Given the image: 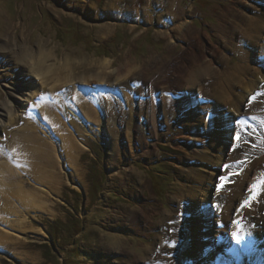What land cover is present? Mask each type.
Returning <instances> with one entry per match:
<instances>
[{
    "label": "rangeland",
    "instance_id": "1",
    "mask_svg": "<svg viewBox=\"0 0 264 264\" xmlns=\"http://www.w3.org/2000/svg\"><path fill=\"white\" fill-rule=\"evenodd\" d=\"M107 1L0 0V106L9 105L8 113L21 121L31 93L35 90L40 95L37 88L41 85L29 69L6 62L1 52L26 51V63L32 67L38 52L44 51L56 64L52 75L43 67V78L50 83L54 75L62 82L70 81L73 75L72 83L82 89L98 73L107 75V91L112 96L109 118L119 133L115 169L107 155L115 138L113 129H108L109 119L98 110L97 123L90 125L80 115L79 126L88 124L97 132L87 128L84 140L78 141L77 172L66 165L65 157H58L62 178L55 195L45 197L46 192L53 191L52 182L36 184L32 172L6 180L14 189L22 182L26 192L36 193L40 185L46 187L44 194H38L51 217L27 216L26 234L14 225H0L8 235L0 243V264H154L146 261L161 240L158 226L165 216L172 221L182 192L192 187L200 194L196 192L194 200L187 196L180 201L185 211L176 221L183 222L182 231L170 232L176 246L168 264H195L191 258L193 224L189 222L200 218L203 234V216L212 219L213 225L220 209L229 225L239 223V235L235 233L232 239L223 223L226 249L234 264H244L250 255L258 262L264 260V187L242 207L252 196V185L264 178V0H179L180 14L171 9V0H116L115 13L106 10ZM144 12L149 19L142 18ZM182 23L192 32L184 34V28L179 27ZM74 34L82 38L80 43ZM202 54L209 66L206 75L210 76L201 80L208 86L206 90L180 86L182 69L189 70ZM104 64L109 65L108 71ZM236 67H243L246 73L238 75ZM167 68L177 70L171 83L164 75ZM119 69L122 71L117 73ZM88 85L85 88L94 93L99 84ZM78 95L82 100L84 94ZM237 95L241 97L239 114L237 108L229 112ZM169 101L176 103L175 107L168 108ZM51 105L50 112L56 114L57 104ZM232 112L236 118L228 126L225 119ZM5 115H0V142L5 139L10 117ZM28 118L37 126V134L57 140L41 116L37 118L32 110ZM11 131L16 133L18 128L13 126ZM237 134L241 137L238 141L234 139ZM217 157L221 161L215 166ZM0 161H4L1 153ZM221 176H229L223 186ZM91 179L102 186L92 188ZM14 200L8 201L18 220L24 207ZM190 207L193 212H188ZM134 215L137 222L131 223ZM142 216H146L145 224ZM174 224V219L168 223ZM49 229L60 238L53 239ZM234 238L240 239L241 247ZM165 240L156 249L157 263L163 262L171 249ZM212 249L210 246L207 254ZM132 257L141 262L132 261ZM216 264L229 263L225 256H219Z\"/></svg>",
    "mask_w": 264,
    "mask_h": 264
},
{
    "label": "bare ground",
    "instance_id": "2",
    "mask_svg": "<svg viewBox=\"0 0 264 264\" xmlns=\"http://www.w3.org/2000/svg\"><path fill=\"white\" fill-rule=\"evenodd\" d=\"M180 1L179 0H171V9L177 11L176 14H180V11L182 9L180 8ZM253 6V5H252ZM106 10L110 12H116V0H108L105 4ZM174 11V12H175ZM172 12V11H171ZM183 13V12H182ZM176 16V15H175ZM142 18L144 20L149 19V16L147 15V12L142 13ZM187 23V22H186ZM185 24L182 23L179 27L184 28ZM225 28V27H224ZM105 29V28H104ZM184 34H187L189 32H192V29L189 27L184 28ZM103 32V30H102ZM182 32V31H180ZM105 33V32H104ZM103 34V33H102ZM107 35V34H106ZM104 37V36H103ZM102 37V38H103ZM1 53V58H4L6 62H16L17 65H21L27 69L30 70L31 74H34L37 78L40 79V87L37 88L40 92V95L35 90L31 93V100L27 109V113L25 117L21 120L18 121L16 117H11V113L9 110V105L5 104V106H0V115L7 116L8 115V123L5 125V139L0 142V147L1 151L0 153L3 156L4 161H0V202L1 204H4L2 207L0 206V225L3 227H10L11 225H14L19 229L21 234H26L29 231L24 230V222L27 216H44V217H51V214L48 210H46L47 204L42 202L40 200L39 194L40 192L42 194L45 193L48 189H43L40 185V188L37 190V192H26L25 191V185L21 182V184H18L15 189L13 188V184L7 183L6 180L8 178H16V177H22L23 174H29L32 172L33 175V182L36 184L38 183H43V182H52L53 185V191L52 192H46V195H55L57 194V189L60 185L61 182V172L59 168V162H58V157L64 158L66 160V165L70 168H72L73 173L77 172V155L81 151L78 148V141L80 139H83L84 136H86V132H88V129L91 130L92 128L88 125L93 122L97 123L96 121L98 120V112L101 110L103 112V115L105 118L109 119L108 120V129L112 131L113 129V124L111 122V119L109 118L110 115V110L112 109L111 107V100L112 96L110 93H108V85H106L107 82L106 76L103 73H98L96 78L93 79V82H85L86 85H93L95 83H98L96 91L94 93H91L88 91L84 85L82 89L78 88L76 84H73L74 76L71 75L70 78H68L70 81L68 82H62L61 80L59 81L58 77L56 75L53 76L51 79V82H48V80L44 77V69L48 70L50 74L52 75L53 70L56 68L55 60L51 59L52 57H48L49 53L39 51L38 52V59L33 62V66L31 67L27 61L25 60V55H28L26 51L21 52V54H13L12 52L9 51H3ZM29 57V55H28ZM15 60V61H13ZM50 60L54 61V64L52 65H47L46 61L49 62ZM20 62V64H19ZM108 64V63H107ZM30 66V67H29ZM109 66V65H108ZM108 66L104 64L102 67L108 71ZM44 67V69H43ZM135 68V67H134ZM197 68V69H196ZM201 69V70H200ZM121 69L117 70V73L121 72ZM200 70V72H199ZM236 72H238V75L240 74H245L246 71L243 70V67H236L235 68ZM103 71V70H102ZM105 71V72H107ZM169 71V72H168ZM181 71V70H180ZM179 71V72H180ZM183 74L178 75V81L180 82V86L182 87H187L190 88V90L197 89V91H204L208 87L206 83H202L201 80L205 76H210L206 75L207 71H209V66L206 65L205 60H204V54H202L199 59H195L192 61L189 70L187 69H182ZM174 72H177V70H171L169 68L165 69V76L167 78V83H171V77L173 78ZM199 72V73H198ZM54 73V72H53ZM182 73V72H181ZM215 73V72H214ZM213 74V73H212ZM181 77V78H179ZM170 78V80H169ZM177 79V78H176ZM186 82V86L182 85V81ZM184 79V80H183ZM92 80V79H91ZM96 80H102L101 82H97ZM264 81V80H263ZM249 82V81H248ZM59 83V84H58ZM62 83V84H60ZM76 83V82H75ZM78 83V82H77ZM108 84V83H107ZM162 84V82L159 83V85ZM174 84V83H173ZM176 84V82H175ZM246 84V82H245ZM88 85V86H89ZM124 85V84H123ZM154 86V85H153ZM150 87V86H149ZM214 87V86H213ZM244 87V86H243ZM143 89V86H142ZM13 91L16 90L15 88L12 89ZM121 91L123 92V98L125 99L124 101L127 103L128 102V97L127 95L124 94V89L121 88ZM80 92L84 94L83 99L81 100L80 96L78 95ZM11 97L13 98V95L10 94ZM236 95V94H235ZM246 95V94H245ZM48 97L50 98V101H48ZM36 98H39V101L36 103ZM240 96L238 98H235V100L232 102V108H229L231 110L234 108L236 109L237 114H239V100ZM247 98V97H246ZM151 99V98H150ZM152 101V100H151ZM54 102L57 104V110L55 111L56 114L51 113V109L53 106L51 103ZM130 102V101H129ZM130 104V103H129ZM176 104V103H175ZM175 104L171 101L168 103V108L175 107ZM7 105V106H6ZM124 106V105H123ZM129 107V106H128ZM142 108V107H141ZM49 111H48V110ZM70 109V111H69ZM130 109V108H129ZM154 109V108H153ZM32 110L35 112L37 115V118L41 116V120L48 122L50 125V131L54 133V135L57 136V140L55 139L52 141L51 138H44L40 134H37V126L32 125L29 122L28 114L29 112L32 113ZM75 110V112H74ZM99 110V111H98ZM79 111V112H78ZM5 113V114H4ZM80 115H82L83 121H87V126L88 127H80L81 126V118ZM102 115V116H103ZM100 117V116H99ZM129 117V116H128ZM236 118L235 113L232 112L231 115L225 119V124L230 126V123L234 122V119ZM41 121V122H43ZM63 121L65 123H63ZM19 122V123H18ZM80 125V126H79ZM142 123L140 125V128L142 127ZM14 127L18 128V132L12 133L11 129ZM18 126V127H17ZM97 126V124H96ZM93 127V126H92ZM47 128V126H46ZM131 128L130 124V119L127 122V128H126V135L128 138V134ZM8 129L9 131H6ZM95 129H92L94 131ZM96 131V130H95ZM100 131V130H99ZM97 132V131H96ZM47 133V132H46ZM44 132L42 135H46ZM49 133V132H48ZM99 133V132H98ZM113 146L112 149L108 152L107 155H109V160L111 161V164L114 165V162L116 161V158L119 153V146L116 143V139L118 137L117 134V129H113ZM50 135V134H49ZM116 135V136H115ZM140 135V134H139ZM112 136V134H111ZM192 139V138H191ZM84 140V139H83ZM192 140L200 141L198 138H193ZM220 142V140H219ZM205 143V142H204ZM213 143V142H212ZM59 146V148H58ZM57 147V148H56ZM213 150L214 147L210 146ZM215 147H218L217 142H215ZM57 150H56V149ZM88 150V149H87ZM61 152V153H58ZM223 154V149L219 150V155ZM203 155H208L207 152H203ZM222 157V155H220ZM212 155L210 156V158ZM221 157H217V164L215 163V166L220 165ZM61 160V159H60ZM212 160V159H210ZM213 162H211L212 164ZM41 168H40V167ZM113 168L116 169V166L114 165ZM208 172V171H207ZM201 175V173H198ZM146 184L142 183L141 187L145 188ZM5 187H9L8 190H5ZM42 188V189H41ZM44 190V191H43ZM186 190V191H185ZM182 192L183 198H187L189 196L192 200H194L197 196L198 189L196 188H186ZM197 190V191H195ZM195 191V192H194ZM203 191V190H202ZM39 193V194H38ZM55 193V194H54ZM199 193V192H198ZM194 194V195H193ZM200 194V193H199ZM1 195H4V197ZM208 196L202 195L204 198L203 200L201 199L202 203L204 202L205 198ZM49 197V196H48ZM3 198V199H2ZM42 198V197H41ZM181 198V199H183ZM199 198V197H198ZM9 199H15V204L18 199V204L22 205L24 207L23 210V215L17 220L15 218L16 212L12 210V207L9 203ZM179 199V206L175 211L174 214V227L168 225V223L172 222L170 220L169 216H165L164 220L160 222L161 226H158V229H160L159 232V240L161 239L162 241L165 240L168 242V246L171 248L166 254L165 259H163V262H158L155 261L156 258L159 256L156 252L157 247H161L163 243H161V240L159 242H156L157 244L155 245V252H152L149 254L150 258L146 261L148 263L152 262L154 264H168L172 257H169L173 253V248H175L176 244L172 243L173 240H171L172 235L170 232L174 231L176 229L179 232L182 231V226H180L183 222L177 223L176 221V216H179L181 219L185 211V207L180 205ZM50 200V197L49 199ZM188 210V209H187ZM227 210V209H226ZM194 211V208L190 207L188 212ZM219 217L214 220L215 224L217 223L216 226L213 223L212 225V219L206 218V216H203L202 218V223L205 226L203 229V234L200 233V218H195L194 220H191L189 223L193 224L190 225L193 228V240H194V249H192V254L191 258L192 261L195 264H216L217 263V258L220 256H225L227 258V262L229 264H234L233 258L228 254V249H226V235H225V230L223 229V223L225 224V228L229 231L228 233L230 234L229 236L239 235V229L237 228V225L233 227V225H229V219L228 218H223L224 216V210L223 213L220 210H218ZM136 217V218H135ZM138 216H133L130 218L131 223H136ZM135 218V219H134ZM141 218V217H140ZM134 219V220H133ZM143 219V224L146 222V216H142ZM199 220V221H198ZM227 223V224H226ZM218 226H221L222 229L219 230ZM5 229H0V243L2 240L5 238H8V235L5 231ZM209 231V232H208ZM13 232V231H12ZM38 232V231H37ZM40 233V232H38ZM34 234V233H33ZM253 236V234H251ZM228 237V235H227ZM8 240V239H7ZM213 240V242L211 241ZM171 242V243H170ZM199 242V246L197 243ZM234 242L238 243V246L241 247V241L239 238H234ZM212 243L215 246H212ZM211 246L212 251L207 254L208 248ZM200 247L202 248L200 250ZM247 253V252H246ZM207 255V256H206ZM206 256V257H205ZM171 258V259H170ZM132 261L134 262H141L140 260H137L132 257ZM192 262V263H193ZM244 264H264V260H257V258L254 259L253 255H250L249 257L244 258L243 260ZM134 264H139V263H134ZM147 264V263H144Z\"/></svg>",
    "mask_w": 264,
    "mask_h": 264
},
{
    "label": "snow or ice",
    "instance_id": "3",
    "mask_svg": "<svg viewBox=\"0 0 264 264\" xmlns=\"http://www.w3.org/2000/svg\"><path fill=\"white\" fill-rule=\"evenodd\" d=\"M241 137L239 134H237L234 139L235 140H239ZM238 173H230V175H237ZM229 176H221L219 179H220V186H223L224 183H227L228 180H229ZM264 187V178H262L257 184H253L252 185V196L250 197L249 201H245L244 202V205H242V207H246L252 199H255L258 195H259V190L260 188ZM237 223V228L239 229V223L238 222H235Z\"/></svg>",
    "mask_w": 264,
    "mask_h": 264
},
{
    "label": "trees",
    "instance_id": "4",
    "mask_svg": "<svg viewBox=\"0 0 264 264\" xmlns=\"http://www.w3.org/2000/svg\"><path fill=\"white\" fill-rule=\"evenodd\" d=\"M97 2H101L102 0H96ZM77 41H76V43H80V41L82 40V38L80 37V36H78V34H74V36H73ZM94 173V172H93ZM91 185H92V188L93 187H100V186H102V185H100V183L97 181V182H95L94 180H92L91 179ZM58 224V223H57ZM56 224H53L52 225V227L53 226H55ZM65 227V226H64ZM73 227V226H72ZM49 228H51V225L49 226ZM52 229V228H51ZM51 229H49V234L53 237V239H59L60 238V236H58L57 235V233L54 235V233L52 232V230ZM73 229V228H72ZM61 230V229H60ZM72 231V230H71ZM57 232V231H56ZM74 233L75 234H77V231L76 230H74ZM59 237V238H58Z\"/></svg>",
    "mask_w": 264,
    "mask_h": 264
}]
</instances>
